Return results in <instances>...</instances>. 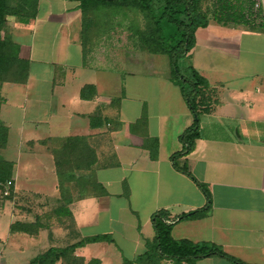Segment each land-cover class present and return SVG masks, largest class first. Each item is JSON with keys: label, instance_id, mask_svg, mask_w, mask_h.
<instances>
[{"label": "crops", "instance_id": "obj_1", "mask_svg": "<svg viewBox=\"0 0 264 264\" xmlns=\"http://www.w3.org/2000/svg\"><path fill=\"white\" fill-rule=\"evenodd\" d=\"M204 3L208 24L195 31V44L182 62L206 81L208 101L193 152L176 163L206 188L210 203L204 217L174 224L171 238L215 245L243 264H264V0L242 3L245 21L238 22L214 18L212 3ZM100 6L83 15L78 0H37L29 25L8 20L3 32L11 42L18 36L29 74L25 84H10L19 89V102L4 95L0 115L2 108L18 113L16 147L47 154L50 197L56 200L52 153L67 138H84L95 161L68 183L71 230L57 228L63 240L51 247L107 235L111 243L87 244L74 255L85 263L123 264L153 240V213L165 210L177 218L204 208L206 199L170 159L193 123L170 79V65L158 67L161 54L139 42L144 20L138 10L109 15L99 13ZM4 125L9 135L10 123ZM11 162L15 185L18 166ZM195 264L233 263L210 257Z\"/></svg>", "mask_w": 264, "mask_h": 264}, {"label": "trees", "instance_id": "obj_2", "mask_svg": "<svg viewBox=\"0 0 264 264\" xmlns=\"http://www.w3.org/2000/svg\"><path fill=\"white\" fill-rule=\"evenodd\" d=\"M79 7L86 14L90 8L98 5L108 7H124L138 10L144 20L143 30L140 32V41L150 53L165 55L169 59L170 79L179 87L180 93L187 105L193 123L179 136L181 151L171 155L173 167L180 173L192 179L203 192L206 206L200 210L183 214L170 221L169 213L159 210L152 214L151 224L154 238L145 242V251L132 261H123V264H160L163 260L175 263L195 264L197 261L218 257L233 264H243L228 256L217 246L206 243H192L187 240L175 241L171 238L172 226L181 220L199 219L205 216L209 209L210 198L206 188L197 182L187 171L186 167L177 165L176 160L189 155L200 138L199 115L205 110L208 101L205 91L208 88L206 81L190 66L185 65L182 70L178 67L179 61H184L195 44V31L205 28L208 24L207 11L202 10L204 0H78ZM251 0H212L214 18L225 21H245L241 14L242 3L246 5ZM253 4L251 5V7ZM37 14V0H0V86L3 84L23 85L27 82L29 63L19 57V47L3 35L6 23L14 19L20 25H29ZM86 89L81 91V98L85 97ZM4 100L0 97V107ZM8 131L0 122V152L7 143ZM84 138H67L60 148L52 153L54 167L58 179L59 198L55 214L71 220L66 206L70 203V188L68 183L77 182L76 171H85L94 164L95 155L84 144ZM13 162L3 159L0 155V198L4 191L8 195L4 200H10L13 195ZM78 183H76L77 185ZM6 189V190H5ZM10 232L33 235L34 230L25 224H14ZM108 242L112 240L107 235L84 238L72 245L63 248L50 247L30 264H99L97 260L85 263L82 258L74 255L76 249L87 244Z\"/></svg>", "mask_w": 264, "mask_h": 264}, {"label": "rangeland", "instance_id": "obj_3", "mask_svg": "<svg viewBox=\"0 0 264 264\" xmlns=\"http://www.w3.org/2000/svg\"><path fill=\"white\" fill-rule=\"evenodd\" d=\"M204 2L205 7H207L212 3V0H204ZM106 9L101 5L98 11L99 13L107 12L109 15L111 13L121 14L123 11V15H126L125 12L129 11V8L121 9V7H107ZM5 32H3L4 36L8 34V31ZM12 39L15 42L12 41L14 44L19 40L18 36H12ZM141 45L143 46L142 42ZM156 58L159 63L158 67L167 68L169 66L168 57L161 55ZM185 65L182 61L178 62L180 70ZM16 88L10 84L1 85L0 97L4 100L5 95L11 98V102L18 104L19 89ZM11 89H16V91H10ZM9 109L5 111L2 108L0 115V122L3 126L7 122L10 123L8 140L0 155L7 161H15L17 163L16 166L18 168L16 171L19 175L17 182L13 185L12 198L4 200L3 197L8 195V191H4L5 193L0 198V264H30L52 245H59L58 241L63 240V237L57 236V228L63 227L71 230V222L69 219L58 217L55 214L58 204L56 199L50 197L54 191V186L50 172L51 161L47 154L30 155L27 151H24V146L21 149L16 147L19 137L16 135L15 129L19 125L20 120L18 113L10 112ZM68 188H71V186H68ZM102 191L103 193L106 192L104 188ZM72 193V196L77 195L74 192ZM170 221H173V218H170ZM17 223L31 226V230H34L35 233L33 235L11 233L10 227ZM55 238L57 239L56 241L54 240ZM111 240L113 241V237H111ZM61 245H65V243L61 242Z\"/></svg>", "mask_w": 264, "mask_h": 264}, {"label": "built area", "instance_id": "obj_4", "mask_svg": "<svg viewBox=\"0 0 264 264\" xmlns=\"http://www.w3.org/2000/svg\"><path fill=\"white\" fill-rule=\"evenodd\" d=\"M259 8V4L258 2H255L252 6V10H253V14L257 11V9Z\"/></svg>", "mask_w": 264, "mask_h": 264}]
</instances>
